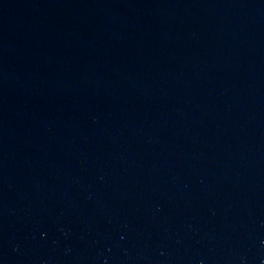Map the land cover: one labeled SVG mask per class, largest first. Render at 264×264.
<instances>
[{"label":"water","instance_id":"water-1","mask_svg":"<svg viewBox=\"0 0 264 264\" xmlns=\"http://www.w3.org/2000/svg\"><path fill=\"white\" fill-rule=\"evenodd\" d=\"M0 264H264V0H0Z\"/></svg>","mask_w":264,"mask_h":264}]
</instances>
